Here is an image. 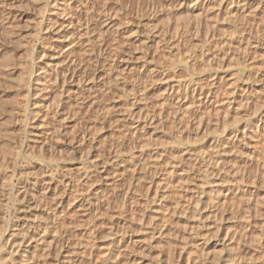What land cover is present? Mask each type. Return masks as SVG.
I'll list each match as a JSON object with an SVG mask.
<instances>
[{"label":"rangeland","instance_id":"1","mask_svg":"<svg viewBox=\"0 0 264 264\" xmlns=\"http://www.w3.org/2000/svg\"><path fill=\"white\" fill-rule=\"evenodd\" d=\"M251 1L253 10L240 0H96L86 37L103 52L85 43L73 53L89 83L45 92L41 75L47 62L65 66L56 58L77 33V10L71 0H0V145H21L16 160L0 156V253L15 229L45 222L53 229L31 242L33 264H264V136L219 148L249 124L238 111L212 105L198 130L205 110L188 119L189 99H169L218 79L222 92L255 98L250 119L264 117V0ZM216 161L223 170L212 174ZM27 179L39 181L36 197ZM27 189L30 203L17 196Z\"/></svg>","mask_w":264,"mask_h":264},{"label":"bare ground","instance_id":"2","mask_svg":"<svg viewBox=\"0 0 264 264\" xmlns=\"http://www.w3.org/2000/svg\"><path fill=\"white\" fill-rule=\"evenodd\" d=\"M64 2H66L67 0H63ZM83 1V0H82ZM123 2L125 1V0H122ZM232 1V4H236V2H237V0H231ZM239 1V0H238ZM122 2V3H123ZM240 2L241 3H243L242 5L244 6V7H246V6H248V0H240ZM239 2V3H240ZM250 2L252 3V1L250 0ZM249 2V3H250ZM66 3H68V2H66ZM65 3V4H66ZM239 3H237L238 5H239ZM259 3V2H258ZM64 4V5H65ZM69 4H71V9L73 10V9H76L77 10V12L75 13V15L73 14L72 16L74 17L73 19H75V20H71L70 21V24H67L68 26H69V29H70V27H71V25H74V22L73 21H75L76 23H77V25H78V29H76L77 30V33H75V34H77L76 35V37L74 36L75 34H72V32H70L69 34H70V43H71V46H70V48H68V47H66V45L65 44H62V46H60V47H58V48H55V49H58V50H60V53H61V51L66 47V48H68V49H64V50H66V55L65 54H62V57H59L58 56V58H56L57 60L58 59H62L63 57V61H65L66 62V64H65V66H63V65H60L61 63H62V61L59 63V62H57L56 64H53L52 62H47L46 63V65H45V68H48L47 70H45L44 72H45V74L44 75H41V76H43L42 77V79L40 80V83H41V89L42 90H46L47 92H48V90H50L49 92H51V89H52V87L53 86H57V85H60L61 83H63V84H61V89H62V87H64V83H67V81H69L70 83L71 82H73V84H75V81L77 80V83H78V85L80 84V86L84 83V82H87V83H89L88 81H89V76L87 75V68H88V66H84V70L83 69H81V66H80V68L78 67L79 65H78V63L76 62V59H75V55L73 54L74 53V48L75 47H79L80 48V46L82 45L83 46V44H87V45H89L90 46V44H88V43H93V41L91 40V39H89V38H87L86 36H87V34H90V32H89V29H90V26H89V17H90V13L92 12V11H94L95 10V8H96V0H84L83 2H81V1H79V0H71V3H69ZM252 5V4H251ZM258 5V4H257ZM260 5V4H259ZM242 6V7H243ZM248 7H250V6H248ZM251 8V7H250ZM253 9H255V8H253ZM252 8H251V10H253ZM249 10V9H248ZM8 11H10V10H8ZM11 12V11H10ZM249 13V12H248ZM103 14H105V15H107L105 18H103L104 20H103V26L109 31H111L112 29H113V27H116V24H115V26L114 25H112V24H114V15H112V14H110V13H106V12H103ZM113 16V17H112ZM115 18H116V16H115ZM119 20V19H118ZM83 21L85 22V24H83ZM68 22V21H67ZM50 25L48 24V29L49 28H53L54 27V25H56L57 23H58V21H57V23L53 20V19H50ZM60 23V22H59ZM64 23V22H63ZM116 23V22H115ZM119 25V24H118ZM117 25V26H118ZM59 26V25H58ZM117 28V27H116ZM115 29V28H114ZM52 31V30H51ZM120 31L121 30H118V28L116 29V30H113L112 32H113V34L115 35V36H117L118 37V34H120ZM71 35H73V36H71ZM113 35V36H114ZM69 37V36H68ZM116 37V38H117ZM69 39V38H68ZM118 39V38H117ZM117 39H115V42H117V43H119L118 42V40ZM103 40V39H102ZM68 41V42H69ZM85 41H87V42H85ZM59 43H61V42H59ZM117 43H116V45L115 46H117ZM85 44V45H86ZM95 44V43H94ZM94 44H92L93 46H91V47H89L92 51L90 52V50L88 51V52H90L91 54H92V52H94L95 53V50L96 49H99V51H102L103 52V43H102V41L99 43L100 45H99V48H98V46H95ZM115 44V43H114ZM30 45V44H29ZM61 45V44H60ZM84 45V46H85ZM86 45V46H87ZM120 45V44H119ZM44 46H45V49H47V47H46V45L44 44ZM44 46H42L43 48H44ZM81 46V47H82ZM114 46V45H113ZM29 47V46H28ZM27 47V49H30V47H31V45H30V47L28 48ZM97 47V48H96ZM236 47V46H235ZM41 48V47H40ZM49 48H51V47H49ZM120 47L118 46L117 47V49H119ZM240 48V47H239ZM244 48H247V47H244ZM254 48V47H253ZM31 49H33L32 47H31ZM31 49L29 50V52H27L26 54V56L27 57H29L28 56V54L30 53V56H31ZM54 49V48H53ZM240 49H242V47L240 48ZM39 50V49H38ZM41 50V49H40ZM52 50V49H51ZM50 49H49V51H51ZM63 50V51H64ZM85 50H86V48H85ZM85 50H84V52H85ZM112 50V49H111ZM249 50V49H248ZM247 50V51H248ZM26 51H28V50H26ZM35 51L36 50H34V56H35ZM97 51V50H96ZM105 51V50H104ZM113 51H115V53H116V47L115 48H113ZM118 51V50H117ZM242 51V50H241ZM246 51V55H248V56H245L244 54H243V56L242 57H249V55L250 54H248L249 52H247ZM37 52V51H36ZM39 52V51H38ZM53 52V51H52ZM78 52V51H77ZM112 52V51H111ZM243 52H245L244 50H243ZM242 52V53H243ZM63 53V52H62ZM86 54H87V50H86V52H85ZM85 53L84 54H82V55H85ZM105 53V52H104ZM109 53H110V51H109ZM115 53H113V54H115ZM250 53H251V51H250ZM38 55H40V54H42V55H40V57L41 58H43V57H46V54H47V52L43 49L42 51H41V53H37ZM36 54V55H37ZM80 54V53H79ZM96 54V53H95ZM98 54H99V52H98ZM103 54V53H102ZM108 54V53H107ZM112 54V53H111ZM33 55V54H32ZM37 55V56H38ZM48 55V54H47ZM60 55V54H59ZM73 55V57L70 59V56H72ZM110 55V54H109ZM242 55V54H241ZM48 56H50V57H53V56H55V54H50V55H48ZM76 56H78V55H76ZM106 56V55H105ZM79 57H81V56H79ZM82 57H84V56H82ZM81 57V58H82ZM245 57L243 58V59H245ZM30 58V57H29ZM28 58V59H29ZM31 58H32V56H31ZM35 58V57H34ZM40 58V59H41ZM36 59H37V57H36ZM35 59V60H36ZM33 60V59H32ZM43 60V59H42ZM80 60V58L79 59H77V61H79ZM245 60H247V59H245ZM83 60L81 59V62H82ZM248 61H246V63H247ZM29 63V62H28ZM30 63L31 64H29V65H31L32 66V62L30 61ZM245 63V62H244ZM84 64V63H83ZM28 65V66H29ZM78 65V66H77ZM246 66H248V65H246ZM249 66H250V64H249ZM30 67V66H29ZM31 68V67H30ZM29 68V69H30ZM83 68V67H82ZM28 70V69H27ZM44 70V69H43ZM29 71V70H28ZM27 72V71H26ZM139 72H141V71H139ZM29 73H30V71H29ZM113 73V72H112ZM27 74H28V72H27ZM110 74V73H109ZM112 75V74H111ZM108 76V75H107ZM138 76V75H137ZM139 76H140V73H139ZM38 77V76H37ZM112 77H113V75H112ZM123 78V77H122ZM219 78V77H218ZM40 79V78H39ZM110 79V78H109ZM109 79H107L108 80V82H110L109 81ZM26 80V79H25ZM38 80V79H37ZM220 80H221V78H220ZM220 80H219V82H220ZM249 79H247L246 81H248ZM91 82V81H90ZM221 82H222V80H221ZM105 83V82H104ZM103 83V84H104ZM218 83V79H214V81L213 82H211V84H210V86H206V87H201V86H189L188 87V89H184V90H182V89H178L177 90V92H176V95L173 97V95L172 96H169V99L171 98V100H175V99H178V102H179V100H182L183 101V99H189V105L187 106V109H186V112H185V117H187L188 119L190 118V117H192L194 114H196V112H197V110L198 109H200V110H205L204 111V113H202V117L199 119V122H198V130H201V129H203V127H204V122H205V118L206 117H209L210 116V113H211V109H213L211 106L212 105H214L215 107H217L216 108V110L218 111V113L219 112H221L220 110H226L228 113L226 114V115H228L229 113H231V111H238V115H242V118H244L245 120H247L246 122H249V124L247 123L245 126H244V129L243 130H240L239 131V133H237L233 138H234V140H231V137H229L228 139H226L227 141H226V143L224 144L223 142V144L221 143V144H219L218 145V147L219 148H221V147H224L225 148V150L227 149V145H232V142L233 141H236V140H243L244 138H246V137H248V136H250V135H252V134H255V135H257L258 137H262V136H264V117H257V116H255L253 119L251 118L250 119V117H251V113H249V111L253 108V107H255L254 105H256L255 103H256V100H255V98L253 97V96H238L237 94H239V93H237V91H236V89H233V90H229V91H225V92H222V89H221V87H216V84ZM233 83L235 84V82L233 81ZM231 84V85H234V84ZM218 84H220V83H218ZM90 85V84H89ZM105 85H107V84H105ZM108 85H111L110 83L108 84ZM199 85V84H198ZM221 85V84H220ZM84 86V85H83ZM82 86V87H83ZM37 87V86H36ZM43 87V88H42ZM81 87V88H82ZM90 87V86H89ZM230 87V86H229ZM57 88V90H58V88L60 89V86L59 87H56ZM85 88H88L87 86L85 87ZM109 88V87H108ZM179 88H180V86H179ZM37 89V88H36ZM40 89V90H41ZM54 89H55V87H54ZM80 89V88H79ZM83 89V88H82ZM110 89V88H109ZM38 90V89H37ZM81 90V89H80ZM84 90V89H83ZM87 90V89H86ZM88 90H89V92H91L90 90H92L91 89V87L90 88H88ZM45 91V92H46ZM40 92V91H39ZM63 92V91H62ZM239 92V91H238ZM243 92H248L250 95L252 94V92H253V94H256L257 95V93H258V91H257V89H254V88H251V87H249V88H243ZM42 93H44L43 91H42ZM83 93V92H82ZM50 95V94H49ZM94 95V94H93ZM51 96V95H50ZM92 96V95H91ZM237 97H239V98H237ZM94 99V98H93ZM165 99V98H164ZM163 101V100H162ZM165 101V100H164ZM96 101H94V103H95ZM93 103V102H92ZM258 103V102H257ZM186 105H185V103H183V104H179L178 103V108H184ZM43 106H42V104H41V108H42ZM210 107H211V109H210ZM41 110V109H40ZM42 111V110H41ZM47 111V110H46ZM199 111V110H198ZM225 111V112H226ZM199 112H201V111H199ZM206 112V113H205ZM40 113V112H39ZM42 113V112H41ZM40 113V114H41ZM100 113V112H99ZM223 113V112H222ZM201 114V113H200ZM45 115V114H44ZM43 115V116H44ZM219 115V114H218ZM221 115V114H220ZM43 116H42V118H43ZM222 116V115H221ZM264 116V115H263ZM199 117V116H198ZM218 117V116H217ZM47 118V117H46ZM45 118V119H46ZM103 118V117H102ZM179 118V117H178ZM226 118H228V117H226ZM218 119V118H217ZM221 119V118H220ZM147 120V119H146ZM101 122V121H100ZM139 122V121H138ZM220 122H221V120H220ZM146 123V122H145ZM196 123V122H195ZM218 123H219V121H218ZM141 125V124H140ZM7 127H6V122H0V133H1V135L0 136H2V135H6V137L5 136H2V137H5L6 139H7V134H8V132L6 131L7 129H6ZM132 128H134V127H132ZM138 128V127H137ZM137 128H134L135 130L137 129ZM130 131V130H129ZM139 131V130H138ZM135 132V131H134ZM202 132V131H201ZM7 133V134H6ZM131 133V132H130ZM85 137V136H84ZM83 138V137H82ZM4 139V138H3ZM2 139V140H3ZM86 139V138H85ZM84 139V140H85ZM225 142V141H224ZM8 145H2V143H1V145H0V156H1V158H2V162H3V164L5 163L4 161L6 160V158H8L7 156H12L13 155V158H14V160H16L17 158H19L18 156H19V151H20V146L18 147V146H16L15 147V149H16V151L14 150V147L13 148H11L10 147V145L9 144H12V143H10V142H8L7 143ZM18 144V143H17ZM23 147V146H22ZM21 147V148H22ZM218 148V149H219ZM224 148H223V151H225L224 150ZM17 149H19V151H17ZM14 151H15V154H14ZM14 162V161H13ZM16 162V161H15ZM202 162L204 163L205 162V160H202ZM6 164V163H5ZM16 164V163H15ZM135 165V164H134ZM138 166V165H137ZM156 166V165H155ZM137 168V167H136ZM141 169V168H140ZM127 170V169H126ZM223 170V168L221 169L220 167H219V165L217 164V161H216V165H214V166H212L211 167V169H210V171H211V173L212 174H215V173H219L220 171H222ZM133 171H135V170H133ZM141 171V170H140ZM145 171V170H144ZM148 171V170H147ZM151 171V170H150ZM146 173V172H145ZM182 176V175H181ZM52 181V180H51ZM31 182V184H33L32 185V187L30 188L31 189V192H32V189H34V191H36L35 190V188H36V186H37V184H38V180L37 179H35L34 180V182L33 181H30L29 179H27L26 180V185H28L29 186V183ZM164 182V181H163ZM165 183V182H164ZM40 184V183H39ZM47 184H49V183H47ZM168 184L169 183H167V184H163L164 185V187H162V189H164V190H166L167 189V187H168ZM50 185H51V183H50ZM50 185H48V186H46V185H44V186H46V187H44L43 185V193L44 192H48V190L50 189ZM160 185V184H159ZM226 186V185H225ZM229 186V185H228ZM227 186V187H228ZM35 187V188H34ZM182 187V186H181ZM235 188H236V190L238 191L239 190V186L238 185H236V186H234ZM184 188V187H183ZM229 188V187H228ZM235 188H232L231 187V190L232 189H235ZM29 189V188H28ZM26 190V191H22V192H20V190L18 191V193H17V196H20V197H22V199L23 200H27V203H30V200L31 199H29L28 198V193H29V190ZM42 189V188H41ZM229 190V189H228ZM230 190V191H231ZM219 191V190H218ZM233 191V190H232ZM231 191V192H232ZM42 193V194H43ZM229 193V192H228ZM32 194L35 196V193L34 192H32ZM157 194H158V192H157ZM164 195V194H163ZM36 197V196H35ZM133 197H134V194H133ZM223 197V196H222ZM44 198V197H43ZM160 198V197H159ZM162 198V197H161ZM163 198H165V197H163ZM162 198V199H163ZM41 199V198H40ZM218 200V199H217ZM187 203V202H186ZM198 203H200V200H198L197 201V203L196 204H198ZM185 204V203H184ZM183 204V205H184ZM191 204V203H190ZM190 204H186L187 205V207H189L190 206ZM199 205V204H198ZM197 205V206H198ZM181 205H178L177 204V207H180ZM176 209V208H175ZM58 210V209H57ZM55 211V214H53V217H56V219H58L57 220V222L60 224L61 223V220L63 221L64 220V218L63 219H61L60 220V218H62L61 217V214H59V211ZM63 215V214H62ZM164 215H166V214H164ZM57 222H55V223H57ZM49 223V222H48ZM55 224V228L54 229H56V225H59V224ZM63 223H65V222H63ZM63 223H61V225H59L58 227H60V226H62V224ZM248 223H250V222H248ZM14 225L15 224H13V227H14ZM50 223L49 224H47V223H45V222H43V223H39V224H37V226H35V228H34V230H30V229H28L26 232H24V231H19L18 230V228H17V226L15 227V228H17V229H15L16 230V233H14V235L13 234H10V235H12L11 237L9 236V238H10V240L11 241H9V244H8V246L5 248V249H3V250H1V253H0V261L2 262V261H4V263H18V262H20V259L22 260L21 262H23L24 263V261L26 260H28V261H30V263L29 264H33V260H31L30 258H31V256L29 257V255H27L28 253H31L30 252V247L32 246V244H31V242H33V241H37L36 240V236H37V234L38 235H41V233H43L44 235L50 230V229H53V228H51L50 226ZM53 226V225H52ZM249 227V226H248ZM57 230H60V229H57ZM18 231V232H17ZM263 231V230H262ZM262 233V232H261ZM263 233H264V231H263ZM262 237H263V235H262ZM45 237L43 236V237H40V240L39 241H41V240H43V242L42 243H40V245H43L46 241H45V239H44ZM130 239V238H129ZM28 243V244H27ZM126 243V242H125ZM130 245V244H129ZM125 246V245H124ZM128 245H127V243H126V247H127ZM131 247H132V245H130ZM33 247H37V245H35V246H33ZM43 247H45V246H43ZM125 247V248H126ZM131 247H128V248H131ZM134 248V247H133ZM41 249V248H40ZM124 250V249H123ZM127 250V249H126ZM41 252H42V250H40ZM128 251H129V249H128ZM130 252V251H129ZM132 252V251H131ZM120 253V252H119ZM40 254V253H39ZM126 254V253H125ZM42 255H43V253H42ZM32 256H34V254H32ZM33 259L35 258V256L34 257H32ZM37 258V257H36ZM30 259V260H29ZM19 260V261H18Z\"/></svg>","mask_w":264,"mask_h":264}]
</instances>
